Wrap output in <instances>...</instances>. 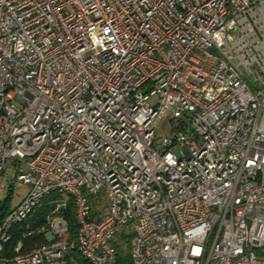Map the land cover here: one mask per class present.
Instances as JSON below:
<instances>
[{"label": "built area", "instance_id": "built-area-1", "mask_svg": "<svg viewBox=\"0 0 264 264\" xmlns=\"http://www.w3.org/2000/svg\"><path fill=\"white\" fill-rule=\"evenodd\" d=\"M7 171L0 264H264V0H0Z\"/></svg>", "mask_w": 264, "mask_h": 264}, {"label": "trees", "instance_id": "trees-1", "mask_svg": "<svg viewBox=\"0 0 264 264\" xmlns=\"http://www.w3.org/2000/svg\"><path fill=\"white\" fill-rule=\"evenodd\" d=\"M9 186H11V184ZM9 186H7V189L10 188ZM62 196L64 195L61 193L53 192L49 194L48 197L42 198L40 205L31 211L32 213L28 216L27 220L24 223L17 224L12 229L11 240L4 246V254L11 255L17 244H20L18 251L21 253H27L34 248L46 244L48 242L46 237H44L46 232V216L51 214L52 210H55L58 203L62 202ZM66 198H68V200L65 202L64 207L59 206L55 212L63 215L67 219V223L69 224V236H72L77 228L74 215L75 206L71 198ZM9 199L10 196H7L0 201V219H2L11 208V200ZM23 232L30 233L23 238ZM126 258V256L117 258L118 261L116 264H130L129 260Z\"/></svg>", "mask_w": 264, "mask_h": 264}, {"label": "rangeland", "instance_id": "rangeland-1", "mask_svg": "<svg viewBox=\"0 0 264 264\" xmlns=\"http://www.w3.org/2000/svg\"><path fill=\"white\" fill-rule=\"evenodd\" d=\"M169 129V118L167 116H162L156 127V135L158 137L167 135L170 133ZM10 174V172H7L6 174H3V176L0 177V198L5 199L7 196H10L9 200H11L12 207L16 201H19V199H21V197L26 194L29 187H27L28 185L26 184L21 185V183H14L9 186L10 183L8 182V180L11 179ZM7 186H9L11 189H7ZM61 198L64 203L68 200V198H66L65 196H62Z\"/></svg>", "mask_w": 264, "mask_h": 264}, {"label": "crops", "instance_id": "crops-1", "mask_svg": "<svg viewBox=\"0 0 264 264\" xmlns=\"http://www.w3.org/2000/svg\"><path fill=\"white\" fill-rule=\"evenodd\" d=\"M8 172V171H7ZM10 172V171H9Z\"/></svg>", "mask_w": 264, "mask_h": 264}]
</instances>
